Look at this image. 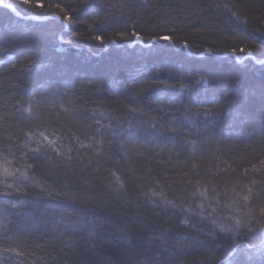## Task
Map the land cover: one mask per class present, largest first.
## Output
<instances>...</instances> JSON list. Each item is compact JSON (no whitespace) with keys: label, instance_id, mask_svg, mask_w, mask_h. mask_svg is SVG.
Segmentation results:
<instances>
[{"label":"trees","instance_id":"trees-1","mask_svg":"<svg viewBox=\"0 0 264 264\" xmlns=\"http://www.w3.org/2000/svg\"><path fill=\"white\" fill-rule=\"evenodd\" d=\"M261 41L264 0H3L0 264H261Z\"/></svg>","mask_w":264,"mask_h":264},{"label":"snow or ice","instance_id":"snow-or-ice-1","mask_svg":"<svg viewBox=\"0 0 264 264\" xmlns=\"http://www.w3.org/2000/svg\"><path fill=\"white\" fill-rule=\"evenodd\" d=\"M2 3H3V0H0V4H2ZM20 3L23 4V5H28L29 4V0H20ZM5 7H11V5H5ZM36 7L44 8V4L43 3H39V4L36 5ZM55 7L60 8L61 6H60V4H56ZM225 7H228V5H225ZM17 15H19V13H17ZM233 15H235V14L233 13ZM64 19L66 21H68L69 24H71L72 17L70 15H65ZM237 19H239V18L237 17ZM73 34L76 35V36H81L82 35L81 33H73ZM117 35L121 38L122 42H129L130 43L132 37H135V40L137 42L142 40L141 35L139 33L135 32V31H133L130 35L128 33H126V32H119V33H117ZM90 39L93 40V41L99 42L101 45H104L106 37L102 36V35H93V36L90 37ZM150 39H152L154 43L159 42V41H166L169 44L172 43V38L169 37V36H157V37H152ZM107 40H108L109 44H115L116 43V41L112 40L110 37L107 38ZM261 43L264 44V41H261ZM185 46H187V45H185ZM231 51L233 53H235L237 51V49L233 48ZM239 51L240 52H244L245 49L244 48H240ZM247 55L249 57H253V52L250 51V52L247 53ZM237 59H239V57H237ZM31 63L33 65H35V61H31ZM255 63L264 65V60H256ZM262 74H264V73H262ZM165 87H170V85H165ZM252 91H254V90H252ZM249 94H250V90L249 89L242 90L240 92L239 96L235 100L232 101L233 107L229 108V112H232V111H235V110L239 109L247 101V98H248ZM260 95L262 97H264V84L261 85ZM132 111L135 112L136 109H132ZM199 115H200L199 112L194 113V114H185L183 117H179V118L178 117H174L173 121H175L176 119H183L184 121H191L193 116H199ZM203 115L205 117H209V118L215 119V117L218 115V110H215L213 108H207V109L204 110ZM151 126L153 128H155V124H152ZM171 130L173 132L176 131L175 128H172ZM45 139H47V138L45 137ZM50 143H54V142H50ZM39 151H40L39 148L33 149L34 158H35L36 161L40 160ZM53 151H56L55 147H53ZM7 163H9V162L7 161V158H5V164H7ZM0 167H2V169H3V174H4L5 178H7V177H15L16 173L20 171L18 168L15 169L14 171H10L8 167H5L3 165H0ZM28 167L32 168L33 165L29 164ZM20 175H26V174L25 173H20ZM5 187L8 190L4 191V192H0V196H3L5 198H7V197L13 195V191H12L13 185L12 184H6ZM121 187H123V185H121ZM45 192H46V189L42 188L41 189V194H44ZM15 193L17 195L20 194L19 188L15 189ZM24 195H29V193L25 192ZM243 199L245 201H248L249 200V196L245 195L243 197ZM261 212L264 213V208L261 209ZM213 223H215V221H213ZM239 223H240V221H236L237 225H239ZM113 227L115 228V231L117 233L123 232V228L116 227V226H113ZM262 231H264V225H262ZM121 239H125L126 240L127 239L126 234L124 236H122ZM262 242H264V238H262ZM93 246L95 247V245H93ZM236 248H239V245H237ZM236 248H233L231 251L232 252H236ZM245 248H247V246H245ZM256 251L259 252L262 257H264V250H262L261 248L257 247ZM246 255L249 258L248 264H255V261L252 258L256 255V252H247ZM225 260L227 261V264H234V261L230 260L227 255L225 256ZM105 264H124V262L120 261V260H117V259H113L112 257H108V258H106ZM261 264H264V260L261 261Z\"/></svg>","mask_w":264,"mask_h":264},{"label":"water","instance_id":"water-1","mask_svg":"<svg viewBox=\"0 0 264 264\" xmlns=\"http://www.w3.org/2000/svg\"><path fill=\"white\" fill-rule=\"evenodd\" d=\"M19 17V15H17Z\"/></svg>","mask_w":264,"mask_h":264}]
</instances>
